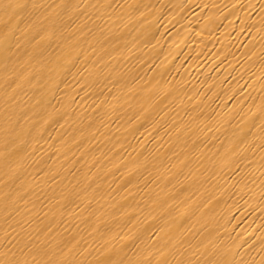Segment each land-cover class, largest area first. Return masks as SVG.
<instances>
[{
	"label": "bare ground",
	"instance_id": "6f19581e",
	"mask_svg": "<svg viewBox=\"0 0 264 264\" xmlns=\"http://www.w3.org/2000/svg\"><path fill=\"white\" fill-rule=\"evenodd\" d=\"M0 264H264V0H0Z\"/></svg>",
	"mask_w": 264,
	"mask_h": 264
}]
</instances>
